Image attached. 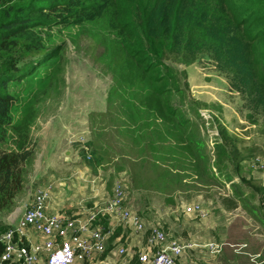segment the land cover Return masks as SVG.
Masks as SVG:
<instances>
[{
  "label": "rangeland",
  "instance_id": "rangeland-1",
  "mask_svg": "<svg viewBox=\"0 0 264 264\" xmlns=\"http://www.w3.org/2000/svg\"><path fill=\"white\" fill-rule=\"evenodd\" d=\"M47 32L39 36L42 41L50 34ZM50 37L47 48L56 50L51 63L11 87L19 96L17 114L30 107L35 110L30 131L35 152L27 167L25 192L17 197L10 213L0 214V235L30 202L31 181L43 183L44 177H39L43 156L52 173L71 175L72 170H88L101 192L100 201L110 198L117 184L123 185V208L142 218L147 228L198 245L208 241L221 244L223 254H231L226 259H236L239 264H264V229L244 210L243 202H236L233 210L221 205L222 199L232 200L231 185L223 182V175L246 192L264 187V120L243 108V99L229 90L225 77L203 60L188 66L165 60L179 72L183 94L181 101L172 93L171 103L189 120L186 127L177 121L168 125L140 106L150 92L148 82L134 86L119 82L125 56L103 21L54 28ZM48 138L54 142L46 157L38 142L46 145ZM188 144L197 151L190 148L192 152H185L183 147ZM82 150L96 153L99 165L93 171L81 159ZM73 181L77 187L83 185ZM86 192L87 196L96 193ZM82 198L78 196L77 201ZM245 202L264 214V198L259 194L254 198L247 195ZM190 205L200 206L202 215L187 214L185 208ZM117 223L115 234L135 238L128 226ZM116 239L103 255L85 264H128L136 248ZM111 249H115L113 260L107 261ZM117 249L124 254L117 255ZM203 253L199 246L180 260L206 264Z\"/></svg>",
  "mask_w": 264,
  "mask_h": 264
},
{
  "label": "trees",
  "instance_id": "trees-1",
  "mask_svg": "<svg viewBox=\"0 0 264 264\" xmlns=\"http://www.w3.org/2000/svg\"><path fill=\"white\" fill-rule=\"evenodd\" d=\"M97 21L105 23L123 50L119 82H148L150 92L140 106L154 119L168 125L177 121L181 127L189 124L171 103L172 93L181 101L183 94L179 72L165 60L186 66L203 60L225 77L251 116L264 120V0H0V214L10 213L25 192L27 167L35 152L30 135L35 110L17 114L19 96L11 87L54 59L56 50L46 44L54 28ZM46 30L50 34L42 41L39 36ZM189 144L183 147L188 153L195 148ZM95 154L92 150L87 159L84 150L80 152L92 171L99 165ZM222 180L232 188V200L222 199L224 209H236L243 202L244 210L264 229V214L245 202L247 195L264 198V187L246 192L233 178L223 175ZM139 250H134L129 264H139Z\"/></svg>",
  "mask_w": 264,
  "mask_h": 264
},
{
  "label": "built area",
  "instance_id": "built-area-1",
  "mask_svg": "<svg viewBox=\"0 0 264 264\" xmlns=\"http://www.w3.org/2000/svg\"><path fill=\"white\" fill-rule=\"evenodd\" d=\"M86 154L88 159L89 154ZM125 195L123 185L117 184L112 196L97 205L95 212L73 217L51 214V186L38 187L27 206L19 212L16 222L0 235V264L89 263L106 252L107 232L98 223L105 217L121 221L135 234L146 237L144 247L137 252L139 264H176L199 246L211 255L220 254L222 246L215 242L198 245L171 239L160 229L147 228L142 218L123 208ZM185 212L203 213L198 205L188 206ZM30 230L37 235V242L29 241ZM118 254L123 255L124 250L119 249Z\"/></svg>",
  "mask_w": 264,
  "mask_h": 264
},
{
  "label": "crops",
  "instance_id": "crops-1",
  "mask_svg": "<svg viewBox=\"0 0 264 264\" xmlns=\"http://www.w3.org/2000/svg\"><path fill=\"white\" fill-rule=\"evenodd\" d=\"M53 124V123H52ZM59 124V123H58ZM51 134V133H49ZM53 135V134H52ZM49 140H47V144H40L38 142V147L40 149L41 155H45L46 157H48L49 155L47 153V148L49 147V144H52V142H54V135H53V139L51 140V138H48ZM60 146V145H58ZM42 150H46L45 152L42 153ZM37 155V154H36ZM40 155V154H39ZM41 160L42 163H44L43 165H40V173L42 172V175H39V177H44L42 178L41 182H43L42 184H38L37 180H32L30 183V189L28 192H30V200L32 199V195L34 193V191L38 188V187H43L40 185H45V188L48 186H51V202H50V206H49V212L51 214H65V215H69V216H82V215H87L89 213L95 212L97 209V205H99L102 201L101 200V192H99V189L93 185L92 183V179H90L89 175H88V170L81 172L79 170H72V174L71 175H63L60 172H55L52 173V171H54L51 168V165H48L45 157L41 156ZM36 161V160H35ZM78 171V172H76ZM39 173V174H40ZM56 173H58V175H56ZM60 174V176H59ZM57 177V179L51 180L49 181L51 178ZM36 179V178H33ZM46 179V180H44ZM76 180L79 183H82L83 185L80 187H77L76 184H74V181ZM48 181V182H46ZM46 182V183H44ZM96 189V190H95ZM95 190V191H94ZM86 191H93L96 192L95 194H90V195H86L85 193H87ZM71 192V193H69ZM68 196H71L70 198H67ZM78 196H82L83 198L80 201H77ZM88 200V201H87ZM29 202V200H28ZM27 202V203H28ZM93 205V207H87V205ZM104 231L106 230L107 232V240H106V249L110 246H112V244H114L115 239L118 236V234H115V232L117 231V220H111L108 217L105 218H100L99 220ZM107 229H106V228ZM119 231V230H118ZM132 234H135L133 231H131ZM141 235V234H139ZM139 235L135 234V238L130 236H121V238H117L116 242H123V243H129L131 245V247H135L136 249H142L144 247V237H139ZM138 236V237H137ZM29 241L30 242H37L38 241V237L36 234H34L33 232H29ZM210 242V241H208ZM206 242V243H208ZM204 243V244H206ZM196 244V243H195ZM221 245V244H219ZM222 246V245H221ZM224 246V245H223ZM223 248V247H222ZM112 250L115 249H111L109 250V252H111ZM118 250H116L117 255L118 254ZM206 253L202 254L201 259H203L202 261L205 262L206 264H232V262L234 264H239L238 260H230V259H226V258H230L231 254L229 252H225L223 254V250H221L220 254L218 255H211L209 254L206 249H204ZM108 252V253H109ZM125 252V251H124ZM113 253L114 251H112L111 253L108 254V259L107 261L111 260L113 257ZM258 255V254H257ZM132 258V255L130 256L129 260H128V264L130 262ZM183 258V257H182ZM181 258V259H182ZM232 258V259H233ZM113 260V259H112ZM181 261V260H180ZM179 261V262H180ZM184 261H181L180 263L182 264H186L183 263Z\"/></svg>",
  "mask_w": 264,
  "mask_h": 264
}]
</instances>
